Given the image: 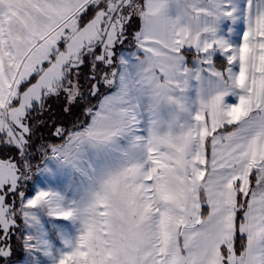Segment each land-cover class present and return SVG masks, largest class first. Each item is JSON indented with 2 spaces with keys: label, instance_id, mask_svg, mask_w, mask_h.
Wrapping results in <instances>:
<instances>
[{
  "label": "snow or ice",
  "instance_id": "6c2138e0",
  "mask_svg": "<svg viewBox=\"0 0 264 264\" xmlns=\"http://www.w3.org/2000/svg\"><path fill=\"white\" fill-rule=\"evenodd\" d=\"M0 144V264H264V0H0Z\"/></svg>",
  "mask_w": 264,
  "mask_h": 264
},
{
  "label": "trees",
  "instance_id": "16d2710c",
  "mask_svg": "<svg viewBox=\"0 0 264 264\" xmlns=\"http://www.w3.org/2000/svg\"><path fill=\"white\" fill-rule=\"evenodd\" d=\"M217 60L219 62V58H217ZM189 64H191V57H189ZM88 72H89V68L85 66L83 68V73L87 75ZM82 80H83V77H82ZM33 115L36 121L47 122L46 126L43 124L40 126V130L37 133V137H36L37 145L41 142V137H43L44 140L54 139L50 137L49 135L53 122L68 123L69 121V118L63 112L62 100L53 99L49 103L47 110L43 114L34 113ZM34 154L36 155V159L33 160V164H36L38 163L39 155L38 153H34ZM15 155H16V151L14 148L0 144V158H12ZM23 254L24 253L22 250H18L14 255V260L17 261L21 259Z\"/></svg>",
  "mask_w": 264,
  "mask_h": 264
},
{
  "label": "rangeland",
  "instance_id": "374dc122",
  "mask_svg": "<svg viewBox=\"0 0 264 264\" xmlns=\"http://www.w3.org/2000/svg\"><path fill=\"white\" fill-rule=\"evenodd\" d=\"M229 27H234V31L236 33V35L233 37L234 41L236 43H239V37H240V34H242L243 30H244V25L243 23H237L235 25H230L229 23H224L222 25V28H223V31L225 33H227ZM40 178H37V182L39 181ZM30 183H33V182H30ZM23 259H24V254L23 256L21 257V259L17 260L16 261V264H23Z\"/></svg>",
  "mask_w": 264,
  "mask_h": 264
}]
</instances>
